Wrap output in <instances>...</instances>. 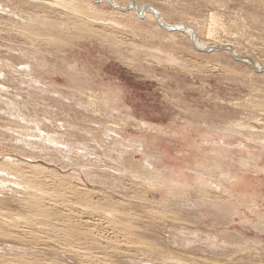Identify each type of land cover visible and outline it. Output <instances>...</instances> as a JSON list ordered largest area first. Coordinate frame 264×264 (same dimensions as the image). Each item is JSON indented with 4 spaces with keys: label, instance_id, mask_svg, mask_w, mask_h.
<instances>
[{
    "label": "rangeland",
    "instance_id": "rangeland-1",
    "mask_svg": "<svg viewBox=\"0 0 264 264\" xmlns=\"http://www.w3.org/2000/svg\"><path fill=\"white\" fill-rule=\"evenodd\" d=\"M28 2L0 0L2 10H11L15 14L6 16L5 12H0V44L4 49L0 57L15 65L45 62L44 70L37 71V67L33 68V75H38L43 84L35 86L33 75L29 77L27 73L18 71L12 74L6 67L1 68L0 158L9 155L25 166H19L20 171L36 174L34 180L27 182L46 194L45 197L49 198L46 203L57 202L58 206H71V215L75 216L72 227H67L66 231L71 233L69 229L74 228L76 244L72 242L74 240L65 237H58L56 240H59L62 247L69 244L76 253L70 257H60L53 253L55 249L49 244L18 241L15 233L0 227V264H164L167 256L173 260V263L168 264H195L188 257L201 259L204 264H225L219 252L213 255L206 250L208 235L235 247L245 244L244 250L248 251L236 256H244L242 264H250L251 261L264 264V250L260 245L256 246L257 242L264 244V232H259L253 226L258 225L260 216L249 210L255 204L264 214V180L250 172L247 163L253 164L255 160L245 153L250 148V152L256 154V148L251 144L252 141L225 131L232 121L244 122L264 130V120L257 125L248 118L250 114L258 115V108L264 109V77L249 75L250 65L237 66L229 59L222 60L208 54L196 56L187 50H177L164 43L162 34H143L131 27L125 19L108 14L107 9H104L101 17L104 22L92 27L94 33L68 24L70 21H64V24L55 28L40 24L43 22L27 27L21 23V19L26 17L25 20H28L30 14L42 12L35 1L32 0V4ZM142 3L157 8L162 13H168V8L172 6L190 7L188 13L178 10V14H173L170 19L176 24L191 20L189 25L195 27L196 39L200 38L204 42L206 40L202 33L205 23L209 21L207 17L209 13L214 14L230 36L225 38L221 34V39L236 42L237 55H250L257 66L264 65V24L249 22V16L257 17V14H262L264 17V0H144ZM16 8L18 12H15ZM18 15L21 16L20 21ZM42 15L43 13H37L39 20H44ZM110 20L120 22L122 28L115 29L105 25ZM194 21L197 24L192 23ZM47 26L49 30L45 28ZM22 28L23 31H18ZM56 32L59 33L56 35ZM113 41L123 45L113 47L110 44ZM16 50L27 56H8V51L14 53ZM28 78L31 79L28 81ZM89 99L94 104V107H90L91 110L84 102ZM21 116H24L26 123L21 122ZM140 121L157 126L162 132L142 128ZM10 128L17 129L20 135L16 132L11 134ZM105 128L110 130V134L106 133ZM42 130L54 137L57 145L52 146L55 148L52 153L47 152L45 157L37 155L39 160H34L31 158L33 156L26 154L28 147L21 140L27 138L40 141V136L44 135ZM117 138L129 140L132 147L128 144V151L118 147L114 144ZM219 141L229 145L228 153L214 144ZM140 143L143 146L141 152L138 151ZM239 143L246 148L239 147ZM75 150L83 152L87 158L83 154L80 157L87 161L76 162L75 156H72L76 155ZM123 150L126 158L125 152L121 153ZM54 152L59 153V157H54ZM52 157L54 162L49 161ZM108 158L116 163L121 162L117 164L127 169L131 166L128 170H132L137 163L147 162L159 171L167 183L161 187L142 179L135 180L129 175H117L112 171L114 162L111 163ZM129 158L135 164H128ZM3 159H0V163ZM248 159L249 162H244ZM33 161H39L35 165L37 163L48 170L43 173L35 172L31 168ZM85 162L87 164H83ZM10 168L8 164H0V169ZM227 171L237 178L231 183L232 186L226 183ZM196 173L209 177L213 184L219 183L223 190L230 191L231 194L226 195L208 188L200 189ZM6 181L13 183L10 179ZM168 181L191 186L192 189L175 188L170 191L172 185ZM6 183H1L0 177V214L13 219L19 216L17 203L13 201V192L17 189ZM16 192L20 194L21 191ZM227 205L234 208L233 214L230 212L231 214L222 215V221L218 220L220 217L216 219L212 216L219 212L218 207ZM60 208H53L50 212L62 219L67 212ZM247 221L252 225H248ZM22 243L26 247L45 249L44 252L36 249L31 250L32 252L15 250ZM136 248H154L152 250L158 253L163 250L164 260L161 259L163 256L158 258L152 253L143 254ZM176 257L180 262L174 263L178 260ZM237 260L226 264H241Z\"/></svg>",
    "mask_w": 264,
    "mask_h": 264
},
{
    "label": "bare ground",
    "instance_id": "bare-ground-1",
    "mask_svg": "<svg viewBox=\"0 0 264 264\" xmlns=\"http://www.w3.org/2000/svg\"><path fill=\"white\" fill-rule=\"evenodd\" d=\"M19 1H32V0H19ZM35 1L34 3L38 4L37 6H39V8L42 9V12L38 11L37 13H43V19L44 20H39V16H37V13L34 15V13L30 14L27 18L28 20L21 19L19 16V21L21 19V23H24L25 26L29 27L32 26L34 24H38L39 22H43L40 24L45 25H49L53 28L57 27V25H62L64 24V21H70L68 24H72V25H76L78 27H81L82 29H86L88 31H93L92 27L94 25L97 24H102V22H104V20L101 18L103 15V11L104 9L108 10V14H110L113 17L119 18V19H125L126 21H128L131 25V27H135L136 29L140 30L141 33L143 34H152V36L154 34H162L163 35V41L165 44L177 49V50H187L188 52H190L193 55L196 56H200L202 54H208V55H212L215 56L216 58H220V59H229L232 62H234L233 64H236L237 66L239 64H245L247 66H249V64H247L246 62H238L236 60H234L233 56L237 55L238 52L236 50V48H238V44L236 42L232 41H228L227 40H222L221 36L224 35V37L226 36L227 38L230 37L229 34L226 32L225 28L222 27L223 25L219 24V22L217 21V17L212 14L209 13V16L207 17L209 21H207L206 27L204 28L203 31V39L206 40L205 42L202 41V39H196V30L194 29L195 27H193V25H189L191 22V20L188 22L185 20V22H182V24H176L175 22H172L170 19V16L172 17L173 14H178V10H185V12L188 13V9L190 7H187L186 5H183L184 7L181 6H176L174 8L170 7L168 8V13L163 12L158 10L157 8H152L150 6L145 5L144 3H142L144 0H33ZM166 1V0H165ZM168 1V0H167ZM179 1V0H178ZM190 1V0H189ZM203 1V0H202ZM253 1V0H252ZM8 2V1H7ZM15 2V1H14ZM28 2V3H30ZM183 2V1H182ZM193 2V1H192ZM218 2V1H217ZM5 3V2H4ZM10 3V2H9ZM8 3V4H9ZM33 3V5H34ZM172 3V2H171ZM179 3V2H178ZM184 3V2H183ZM182 3V4H183ZM3 4V3H2ZM32 4V2H31ZM35 4V5H36ZM147 4V3H146ZM166 4V3H165ZM170 4V3H169ZM186 4V3H185ZM190 4V2H189ZM7 5V4H6ZM11 5V3H10ZM181 5V4H180ZM175 6V5H174ZM227 6V5H226ZM259 6V5H258ZM3 7L0 4V12L4 13L6 16H12L15 15L14 13H12L11 10H2ZM11 7V6H10ZM15 7V6H14ZM218 7V6H217ZM7 8V6H6ZM21 8V7H20ZM187 8V9H186ZM192 8V7H191ZM10 9V8H7ZM17 9V8H16ZM2 10V11H1ZM15 10V9H14ZM13 10V11H14ZM20 10V9H19ZM22 10V9H21ZM193 10V9H192ZM220 10V9H219ZM26 11V9H25ZM179 11V12H180ZM194 11V10H193ZM15 12H18V9L15 10ZM183 12V11H182ZM263 12V11H262ZM23 13V12H22ZM21 13V14H22ZM180 14V13H179ZM183 15V14H182ZM264 15V14H263ZM17 16V17H18ZM186 16V15H185ZM188 16V15H187ZM190 17V16H189ZM242 17V16H241ZM240 17V18H241ZM188 18V17H187ZM249 18L251 19V21H249L250 23H259L261 22L262 25L264 24V17L262 16V14H257L255 16H249ZM17 19V18H16ZM182 19V18H181ZM39 20V21H38ZM194 20V19H193ZM196 20V19H195ZM206 20V19H204ZM28 21V22H27ZM102 21V22H101ZM247 21V20H246ZM205 22V21H203ZM192 23H196V21L192 22ZM245 23V22H244ZM249 23V24H250ZM23 24V25H24ZM104 24V23H103ZM163 25H169V26H174V27H178L184 30H169L164 28ZM22 25V24H21ZM39 25V24H38ZM105 25L107 26H111L112 28L118 29V28H122L120 26H122V24L118 21H108ZM200 25V24H199ZM198 25V26H199ZM36 26V25H35ZM73 26V27H74ZM203 26V25H202ZM240 26V25H239ZM260 26V25H259ZM5 27V26H4ZM23 27V26H22ZM38 27V26H37ZM14 28V27H13ZM26 28V27H24ZM22 30H18V31H23ZM35 28V27H34ZM33 28V30H34ZM42 28H44L42 26ZM48 29V26L45 27ZM69 28V27H68ZM63 29V28H61ZM102 29V28H101ZM40 30V29H39ZM38 30V31H39ZM49 30V29H48ZM56 30V29H55ZM69 30V29H68ZM54 31V30H52ZM57 31V30H56ZM62 31V30H61ZM60 31V33H61ZM65 31V30H64ZM134 31V30H133ZM26 32V31H25ZM67 32V31H66ZM75 32V31H74ZM97 32V31H96ZM131 32V31H130ZM152 32V33H151ZM164 32L166 34H164ZM28 33V32H26ZM36 33V32H34ZM38 33V32H37ZM59 32H56V35ZM94 33V31H93ZM222 34V35H221ZM24 35V34H23ZM62 35V34H61ZM83 35V33H82ZM221 35V36H220ZM25 36V35H24ZM29 35H27L28 37ZM72 36V34H71ZM3 37V36H2ZM22 37V36H21ZM49 37V36H48ZM46 37V38H48ZM109 37V36H108ZM111 37V36H110ZM113 37V36H112ZM225 37V38H226ZM232 37V34H231ZM235 37V36H234ZM9 38V37H8ZM29 38V37H28ZM53 38V37H52ZM51 38V39H52ZM153 38V37H152ZM245 38V37H244ZM261 38V37H260ZM31 39V38H30ZM56 39V38H54ZM62 39V38H60ZM116 40V39H115ZM231 40V39H230ZM2 41V40H1ZM37 41V40H36ZM47 41V40H46ZM118 41V40H117ZM211 41V42H210ZM241 41V40H240ZM28 42V41H27ZM49 42V41H47ZM56 42V41H55ZM54 44V42H52ZM57 43V42H56ZM110 43V42H109ZM3 44V43H2ZM50 44V43H49ZM59 44V43H57ZM56 44V45H57ZM61 44V43H60ZM111 46H116L117 48H119L118 46H121V44H119L118 42L113 41L112 43H110ZM113 44V45H112ZM237 44V45H236ZM7 45V44H6ZM38 45V44H37ZM123 45V44H122ZM11 46V45H10ZM13 47V46H12ZM49 47V46H48ZM124 47V46H123ZM132 47V46H131ZM122 48V47H121ZM201 48H211L210 50H202ZM115 49V48H114ZM132 49V48H131ZM118 50V49H117ZM115 50V51H117ZM4 51L3 46L0 44V53ZM142 51V50H140ZM157 51H161L160 49H157ZM8 56L10 57H15V55H20L21 57L23 56H27L25 53H22V51L20 50H16V52L14 51V53H12L11 51H8ZM162 54V53H161ZM229 54V55H227ZM241 55V54H239ZM238 55V56H239ZM39 56V55H38ZM211 57V56H210ZM241 57V56H240ZM16 58V57H15ZM32 58V57H31ZM214 58V57H213ZM243 58L246 60H251L256 68H262V71H257L255 70L252 66L250 67L251 70L249 71V75L251 76H256L261 78L264 77V65L261 66H257L255 63V59H253L250 55H243ZM12 59V58H11ZM36 59V58H35ZM14 60V59H13ZM28 60V59H27ZM31 60V59H30ZM174 60V59H172ZM171 60V61H172ZM32 61V60H31ZM34 62V60H33ZM36 62V60H35ZM173 62V61H172ZM223 62V61H222ZM226 62V61H225ZM17 63V62H16ZM180 63V62H179ZM4 64H6L4 66ZM9 65V66H7ZM222 65V64H221ZM18 66H20V68H18ZM51 66V65H50ZM2 67H6L7 69L12 71V74L14 71H18V72H22L23 73H27V75L30 77L33 75L34 71L33 68L37 67V71L38 70H44V68L46 67V63L45 62H40L36 65L28 62V63H21V64H10V62H8V60H6L5 58H1L0 57V75H2ZM224 68V67H223ZM47 73V72H45ZM5 76V75H4ZM38 76V75H37ZM37 76H32V81L35 84V86H41V80L39 79V77ZM44 76V75H42ZM20 77V76H19ZM41 77V76H40ZM3 78V77H1ZM31 79V78H30ZM28 78V81L30 80ZM24 81H26V79H24ZM41 81V82H40ZM31 82V81H30ZM29 83V82H28ZM32 84V86L34 85ZM49 84V83H48ZM7 86V85H6ZM5 86V87H6ZM15 86V85H14ZM29 86V84H28ZM44 86V85H43ZM44 88V87H43ZM13 89V88H12ZM33 89V88H32ZM36 88H34L35 91ZM41 89V88H40ZM7 90V89H6ZM23 90V89H22ZM27 90V89H26ZM25 90V91H26ZM44 90V89H42ZM58 90V89H57ZM15 91V90H14ZM21 91V90H20ZM31 91V90H30ZM29 91V92H30ZM37 91V90H36ZM41 91V90H40ZM39 91V92H40ZM46 91V90H45ZM80 91V90H79ZM2 92V91H1ZM5 92V91H4ZM10 92V91H8ZM22 92V91H21ZM27 92V91H26ZM50 92V91H47ZM35 93V92H34ZM33 93V95H34ZM37 93V92H36ZM41 93V92H40ZM13 94V93H12ZM18 94V93H17ZM24 94V93H23ZM32 94V93H31ZM44 94V93H43ZM29 95V94H28ZM36 95V94H35ZM84 95V94H83ZM3 96V95H2ZM15 96V95H14ZM19 96V95H18ZM21 96V95H20ZM42 96V95H41ZM91 96V95H90ZM31 97V95H30ZM35 98V96H33ZM85 97V96H84ZM94 97V96H93ZM41 98V97H40ZM43 98V97H42ZM41 98V99H42ZM47 98V97H46ZM66 98V97H65ZM90 98V97H89ZM25 99V98H24ZM39 99V98H37ZM36 99V100H37ZM69 99V98H68ZM8 100V99H7ZM46 100V99H44ZM63 100V99H62ZM73 100V99H72ZM86 100V99H85ZM93 100H88V101H84L85 105L87 106L88 109H90L91 106L94 107V104L92 103ZM97 101V99H96ZM28 102V101H27ZM26 102V103H27ZM38 102V101H37ZM53 102V101H52ZM59 102V101H58ZM80 102V101H79ZM83 102V100H82ZM9 103V102H8ZM31 103V102H30ZM41 103V102H40ZM48 103V102H47ZM114 103V102H113ZM10 104V103H9ZM14 104V103H12ZM19 104V103H18ZM52 104V103H50ZM58 104V103H57ZM71 104V103H70ZM112 105V104H111ZM53 106V105H52ZM24 107V106H23ZM49 107V104H48ZM56 107V106H55ZM70 107V106H69ZM80 107V106H79ZM82 107V106H81ZM97 107V106H96ZM52 108V107H51ZM59 108V107H58ZM12 109V108H11ZM83 109V108H82ZM86 109V108H85ZM93 109V108H92ZM45 110V109H44ZM91 110V109H90ZM94 110V109H93ZM259 111H257L258 115H254V114H250L249 115V119L253 122V124H257L260 125L261 121L264 120V109L258 108ZM24 111V110H23ZM37 111V110H36ZM95 112V111H94ZM92 111V113H94ZM26 113V112H25ZM90 113V111H89ZM91 113V114H92ZM242 113V112H241ZM1 114V113H0ZM21 114V113H20ZM27 114V113H26ZM60 114V113H59ZM97 114V113H95ZM50 115V114H49ZM57 115V114H56ZM88 115V114H87ZM62 116V115H61ZM118 116V115H117ZM53 117V116H52ZM88 117V116H87ZM108 117V116H107ZM19 118V117H18ZM37 118V117H36ZM59 118V116H58ZM94 118V117H93ZM101 118V117H100ZM21 122H25L24 121V116L20 117ZM27 119V118H26ZM33 119V118H32ZM55 119V118H54ZM7 120V119H6ZM40 120V119H39ZM247 121V120H246ZM28 123V122H27ZM1 124V123H0ZM56 124V123H55ZM2 125V124H1ZM30 125V124H29ZM33 125V124H32ZM139 125L142 126V128H146L149 129L150 131H154V132H162L161 129H159L157 126H154L152 124L146 123V122H139ZM10 126V125H9ZM8 126V127H9ZM52 126V125H51ZM101 126V125H100ZM20 127V125H19ZM44 127V126H43ZM70 127V126H69ZM108 127V126H107ZM13 128V127H12ZM10 128L9 130H11V134L14 132H16L18 135H20V133L18 132L17 129H12ZM18 128V127H17ZM37 130H41L39 128H36ZM53 129V128H52ZM106 129V133L110 134V130H108V128ZM117 129V128H116ZM22 130V128H21ZM20 130V131H21ZM24 130V129H23ZM22 130V131H23ZM43 130H45V128H43ZM41 131L44 135L40 136L41 140L40 141H36V140H28L26 138L21 140V142L24 144V146L27 148L26 154L27 155H31L33 157H31L32 159L36 160V158L38 159V157L40 155L42 156H46L47 152H53L52 146L57 145L56 144V140L54 139V137L49 136L45 131ZM113 130V129H112ZM118 130V129H117ZM3 131V130H2ZM7 131V130H6ZM21 131V132H22ZM225 131H229V132H233L236 134L241 135V137L245 138L246 140L252 141L251 144L255 145L256 148V154H253L250 152V148L246 149L248 151H246L245 153L248 155L249 158L254 157V163L250 164L247 163V167L250 169V172L256 174L254 176H259L261 180H264V130L263 128H258L252 125H248L245 124L244 122H239V121H232L231 125L229 124V127L227 129H225ZM10 132V131H9ZM58 132V131H57ZM88 132V131H87ZM105 132V131H104ZM52 133V132H51ZM76 133V132H75ZM10 134V135H11ZM92 134V133H91ZM94 134V133H93ZM104 134V133H103ZM111 134L113 135V133L111 132ZM33 135V134H32ZM105 135V134H104ZM233 135V134H232ZM38 136V135H37ZM5 137V136H4ZM107 137V136H106ZM9 138V137H8ZM59 138V137H58ZM83 138V137H82ZM110 137H108L109 139ZM3 139V138H2ZM20 139V138H19ZM112 139V138H111ZM118 140H115V145H117L118 147L120 146L122 149H127V145L129 143H131L129 140L127 139H122V138H117ZM18 140V139H17ZM16 140V141H17ZM74 140V139H73ZM113 140V139H112ZM58 141V139H57ZM108 142V141H107ZM23 144H21V146L24 148ZM77 144V143H75ZM79 144V143H78ZM107 144V143H106ZM217 147L221 148L224 150V153H228V149H229V145L227 143H225L224 141H219L218 143H214ZM2 145V144H1ZM85 145V144H84ZM130 145V144H129ZM48 146V147H47ZM139 148L138 151L141 152V150H143V146L140 144H138ZM239 147H241L242 149H245L246 146L243 145L242 143L238 144ZM17 147V146H16ZM51 147V148H49ZM92 147V146H91ZM108 147V145H107ZM116 147V146H115ZM130 147H132L130 145ZM59 149V147H57ZM110 148V147H109ZM62 149V148H60ZM68 149V148H67ZM135 149V148H134ZM133 149V150H134ZM23 150V149H22ZM26 150V149H25ZM66 150V149H65ZM15 151V150H14ZM67 151V150H66ZM128 151V149L126 150ZM20 152V151H18ZM65 152V151H64ZM125 151L123 150V152L121 151V153H124ZM22 153V152H21ZM63 153V152H62ZM76 155H72L75 156V161L76 162H81V160H86V156L84 155L83 152H78V150H75L74 152ZM14 154V153H13ZM17 154V153H16ZM54 157H57L59 155V153L54 152L53 153ZM64 154V153H63ZM83 154L84 157L86 158H82L80 157V155ZM22 155V154H21ZM37 155H39L37 157ZM52 155V154H51ZM88 155V154H87ZM65 156V155H64ZM71 156V157H72ZM126 156V152L124 153V158ZM20 157V156H19ZM54 157H52L49 161H53ZM59 157V156H58ZM70 157V156H68ZM4 158V159H3ZM29 158V157H28ZM27 157L25 158L26 160H29ZM67 158V157H66ZM73 158V157H72ZM73 158V159H74ZM112 158V157H111ZM114 158V157H113ZM112 158V159H113ZM0 159L2 160V163L0 164H8L9 166H11L10 169H0V177H1V183H5L6 184H10L13 189H17L20 194H18L16 191H14L13 193L15 194L13 201L17 203V209L19 210V216H17L16 218L14 217L13 219H9L11 217L8 216H2L0 214V227L4 230H8V231H12L13 233L16 234L18 241L21 242H25L28 240L30 241H34L37 244L39 243H44V244H49V246H51L52 248L55 249V254L59 255L60 257H70L72 255H74V253H76L75 250H73L69 244L66 246L64 245V247L61 246L59 240H56L59 238H63L65 237V239H72L74 241H72L74 244H76L75 239H74V228H70L69 230H71V233H68L66 231L67 227H72L73 225V217L75 215H71V206L68 205H61L58 206L57 202L56 203H46L49 201V198L45 197V193L42 192L39 188H36L35 186H31L29 185L30 183L27 182V180H29V182H31V180H34L36 178V174L32 173V172H22L19 169V166L25 167L24 165H22L21 162H18L17 160L13 159L11 156H7V157H1ZM24 159V157H23ZM128 159V158H127ZM39 160V159H38ZM59 160H61L59 158ZM70 159L68 158V161ZM94 160V159H93ZM122 160V159H121ZM63 161V160H62ZM87 161V160H86ZM108 161L114 162L113 160H111L110 158H108ZM120 161V160H119ZM124 161V160H123ZM127 161V160H126ZM250 159H248L247 161L244 162H249ZM34 162V164H33ZM31 165V168H33V170L37 173L39 172H45L48 169L43 167L42 165H38L35 162H39V161H33ZM54 162V161H53ZM57 162V161H56ZM61 162V161H60ZM92 162V161H91ZM98 162V161H97ZM243 162V164H245ZM58 163V162H57ZM64 164V162H62ZM118 164H121V162H117ZM116 162L113 163V165H115L112 168V171H114L117 175H124V176H131L133 177L135 180H145L147 182H152L155 185H160L161 187L165 185V183H167V180L162 177L159 174V171H157V169H155L153 166H151V164L145 162V163H137L135 164L134 161L128 160V164H135V166L133 167L132 170H128L129 168H132L131 166H127L128 169L126 167H124L123 165H118ZM126 163V162H125ZM67 164V163H66ZM83 164H87V162L83 163ZM124 164V163H123ZM105 165V164H103ZM125 165V164H124ZM70 166V165H69ZM4 167V166H3ZM5 168V167H4ZM66 168V167H64ZM29 169V168H28ZM30 170V169H29ZM223 170V169H221ZM39 171V172H38ZM82 172V171H81ZM47 173V172H46ZM85 173V172H84ZM74 172H71V175H74ZM89 175V172L87 173ZM43 175V174H42ZM55 175V174H54ZM75 176V175H74ZM72 176V177H74ZM87 176V175H84ZM76 177V176H75ZM196 180L197 183L200 185V189H211V190H215L217 192H221V193H225L226 195H230L231 192L230 191H226L222 189L221 185H218L219 183H212L211 179L207 176H204L203 174H197L196 173ZM224 178V177H223ZM222 178V179H223ZM226 178V183L229 186H232L231 183L233 184V182L235 181L236 176L232 173V172H228L225 175ZM13 180V183H8V181L6 180ZM91 179V178H90ZM93 179V178H92ZM252 179V178H251ZM89 180V179H88ZM243 180V179H242ZM11 182V181H10ZM93 182V181H92ZM137 182V181H136ZM146 182V184H147ZM169 182V181H168ZM36 183V181H35ZM109 183V182H108ZM112 183H117L115 181H112ZM169 183H171V187L169 188L170 191L174 190L175 188H180L182 189H192L191 186H187L184 184H178L177 182L175 183L174 181H170ZM118 184V183H117ZM111 185V184H109ZM115 185V184H114ZM151 185V184H150ZM154 186V185H153ZM118 187V186H117ZM158 187V186H157ZM60 189V188H59ZM107 189V188H106ZM149 189V188H148ZM122 190V189H121ZM4 191V190H3ZM3 193V192H2ZM170 193V192H169ZM17 194V196H16ZM54 194V193H53ZM147 194V193H146ZM1 195V194H0ZM13 195V194H11ZM10 195V196H11ZM8 196V199L9 197ZM49 196V195H48ZM7 197V196H6ZM62 197V196H61ZM52 198H54V196H52ZM51 198V199H52ZM240 198V197H239ZM12 199V198H11ZM56 199V196H55ZM59 200V199H58ZM244 202V201H243ZM2 203V202H1ZM146 203V202H145ZM246 203V202H245ZM3 204V203H2ZM45 205H48V207H44ZM171 205V203H170ZM232 205V204H231ZM220 206V205H219ZM56 207L65 210L67 212V214L64 215V218H58L55 217L53 214H51V209ZM73 207V205H72ZM91 208V207H90ZM108 208V207H107ZM125 208V207H124ZM219 208V212H213L214 215L212 214V216L214 218L217 219L218 218L221 219L222 215H226V213H230L234 212V208H232V206H224V207H218ZM15 209V208H14ZM88 209V208H87ZM92 210V208H91ZM216 210V209H214ZM246 210V209H245ZM249 210L251 211L252 214L260 216V220L258 225L255 224L253 225L255 228H257L259 230V232H264V214L261 211V208L258 205H251L249 207ZM83 211V210H82ZM90 211V210H89ZM135 211V210H134ZM16 212V211H15ZM47 212H49V215L47 214ZM85 212V211H84ZM264 212V211H263ZM1 213V212H0ZM98 213V212H97ZM126 213V212H125ZM4 214V212H3ZM55 214V213H54ZM141 214V213H140ZM150 214V213H149ZM177 214V213H176ZM182 214V213H181ZM185 214V213H184ZM231 214V213H230ZM229 214V215H230ZM135 215V214H134ZM153 215V214H152ZM54 216V217H53ZM103 216V215H102ZM118 216V215H117ZM256 216V217H257ZM116 217V216H115ZM141 217V216H140ZM145 217V216H144ZM224 217V216H223ZM222 217V219H223ZM226 217V216H225ZM230 217V216H229ZM112 218V217H111ZM228 218V217H227ZM259 218V217H258ZM113 219V218H112ZM145 219V218H144ZM143 219V220H144ZM221 219V221H222ZM225 219V218H224ZM8 220V221H7ZM116 220V219H115ZM215 220V219H214ZM125 221V220H124ZM220 221V220H219ZM185 223V222H184ZM218 223V222H217ZM187 224V223H186ZM248 225H252L250 222L247 221ZM18 225V227H16ZM151 225V224H150ZM183 225V224H182ZM223 225V224H222ZM142 226V225H141ZM198 226V225H197ZM152 227V226H151ZM252 227V228H254ZM101 228V227H100ZM144 228V227H143ZM154 228V227H153ZM191 228V227H190ZM193 228V227H192ZM157 229V228H156ZM188 229V228H187ZM147 231V230H146ZM191 231V230H190ZM137 232V231H136ZM140 232V230H139ZM132 233V232H131ZM146 233V232H145ZM144 233V234H145ZM139 234V233H138ZM203 234V231H202ZM143 235V234H141ZM174 235V234H173ZM207 235V234H206ZM205 235V236H206ZM229 235V234H228ZM134 236V235H133ZM146 236V235H145ZM201 236V235H200ZM203 236V238L205 237ZM83 237V236H82ZM88 237V236H85ZM137 237V236H136ZM218 237V236H217ZM228 237V236H227ZM237 237V236H236ZM138 238V237H137ZM146 238V237H145ZM170 238V237H169ZM198 238V237H197ZM201 238V237H199ZM208 243L205 244L206 246V250L209 251L210 253H212L214 255V253H218L220 254V258H222V261L226 263L229 262H233L235 263L233 260H236L239 258L236 257L237 254L238 255H242V253H245L247 250H244V245L240 247H235L234 245H228V243H226V241H220V239H217L215 236H209L208 235ZM230 238V237H229ZM140 239V238H139ZM168 239V238H167ZM232 239V238H230ZM143 240V239H142ZM149 240V238H148ZM190 240V239H189ZM196 240V239H195ZM240 240V239H239ZM243 240V239H242ZM245 240V239H244ZM6 241V240H5ZM145 241V240H144ZM150 241V240H149ZM170 241V239H169ZM183 241V240H182ZM230 241V240H229ZM228 241V242H229ZM80 242V238L78 240V243ZM103 242V241H102ZM151 242V241H150ZM205 242V241H204ZM203 242V243H204ZM245 242V241H243ZM184 243V242H183ZM72 244V243H71ZM167 244V243H166ZM196 244V243H195ZM249 244V243H248ZM247 244V245H248ZM22 245V246H20ZM19 247H15V250H25L28 252V250H30V252H32L31 250H39V252H44L45 248L40 247L41 249H37V247H26L22 244H20ZM130 245V244H129ZM169 245V244H168ZM185 245V244H184ZM238 245V244H235ZM241 245V244H240ZM254 245V244H251ZM261 246V248L264 250V244L257 242L256 246ZM14 246V245H13ZM43 246V245H42ZM45 247H48L46 245H44ZM132 246V245H131ZM163 247V245H161ZM198 246V245H197ZM249 246V245H248ZM68 247V248H67ZM168 247V246H167ZM195 247V246H194ZM203 247V246H202ZM247 247V246H246ZM12 249V248H11ZM132 249V248H131ZM135 249V248H134ZM138 250V252L140 253H148V254H153L154 256L156 255V257H162V260H164V255L161 251V253L156 250H152V249H148V248H136ZM168 249V248H167ZM193 249V248H192ZM33 250V251H34ZM206 250H204L206 252ZM250 250V248H249ZM134 251V250H133ZM214 251V252H213ZM253 251V250H252ZM36 252V251H35ZM136 252V251H135ZM137 252V253H138ZM234 252V253H231ZM239 252V253H238ZM139 253V254H140ZM249 253V252H248ZM51 254V253H50ZM202 254V253H201ZM247 254V253H246ZM82 255H85L82 253ZM78 256V255H77ZM252 256V255H251ZM173 257V256H172ZM171 257V258H172ZM180 257V256H179ZM215 257V256H213ZM236 257V258H235ZM247 258V255L245 256ZM95 258V257H94ZM178 259V257H176ZM212 258V257H211ZM245 258V260H246ZM255 258V257H254ZM71 259V258H70ZM155 259V258H154ZM185 259V258H184ZM188 259L190 260V262L192 263H202L203 260L198 259V258H194V257H188ZM187 259V260H188ZM82 260V259H81ZM96 260V259H95ZM168 260V261H167ZM182 260V259H181ZM215 260V259H214ZM237 262L241 263V261L244 260V256L243 258H240V260ZM253 260V257H252ZM257 260V259H256ZM108 261V260H107ZM173 260L170 259V257L168 258V256L166 257V259L164 260V264L165 262H172ZM175 261V259H174ZM180 262V260H176L174 263ZM207 261V260H205ZM86 262V261H85ZM95 262V261H94ZM189 262V261H188ZM236 262V263H237ZM247 262V261H246ZM128 263V261H127ZM140 263V262H139ZM173 263V262H172ZM216 263V262H215ZM222 263V262H221ZM258 264V262H250V264ZM130 264V263H129ZM149 264V263H147ZM178 264V263H177ZM183 264H188V263H183ZM204 264V263H202ZM212 264V263H211ZM214 264V263H213ZM218 264V262H217ZM224 264V263H223ZM238 264V263H237ZM247 264V263H246Z\"/></svg>",
    "mask_w": 264,
    "mask_h": 264
},
{
    "label": "water",
    "instance_id": "water-1",
    "mask_svg": "<svg viewBox=\"0 0 264 264\" xmlns=\"http://www.w3.org/2000/svg\"><path fill=\"white\" fill-rule=\"evenodd\" d=\"M162 26L164 28H166V29H169V30H171V29H173V30H184V29H181V28H178V27H174V26H169V25H163L162 24ZM201 49L207 51V50H210L211 48H201ZM233 58H234V60H236L238 62H246L247 64L252 66L257 71H260V72L262 71V68H256L254 63L251 60H246L243 57H240L238 55H234Z\"/></svg>",
    "mask_w": 264,
    "mask_h": 264
}]
</instances>
